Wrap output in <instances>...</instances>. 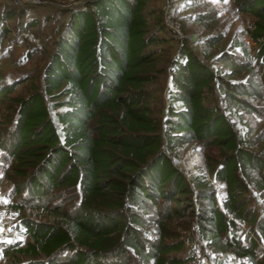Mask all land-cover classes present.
<instances>
[{
  "label": "trees",
  "instance_id": "trees-1",
  "mask_svg": "<svg viewBox=\"0 0 264 264\" xmlns=\"http://www.w3.org/2000/svg\"><path fill=\"white\" fill-rule=\"evenodd\" d=\"M149 1L84 0L62 9L57 37L45 48L42 83L14 98L12 124L0 130V147L13 160V209L21 216L26 206L43 207L54 217H22L30 240L9 245L14 264H192L191 256L169 255L183 240L151 236L144 226L193 207L190 178L168 151L196 139L223 148L212 170L226 193L218 202L211 178L194 176L198 210L192 212L202 236L249 264H264L258 255L264 207L251 204L248 194L251 175L264 190V146L254 149L262 137L242 133L227 113L233 105L264 109L246 98L264 99V0H235L240 11L256 16L249 32L258 45L252 56L243 41L236 44L241 52L224 48L218 61L227 70L210 66L186 40L177 54L168 53L169 38L161 34L167 28ZM24 11L5 5L0 19L16 16L13 26L24 32L39 23L23 18ZM11 28L4 24L0 35ZM223 37L213 33L205 42ZM244 69L248 76L237 77ZM162 73L169 81L157 94ZM12 86L17 81L0 93ZM214 89L225 107L212 99ZM68 195L75 201L70 206L56 200ZM241 225L245 231L235 235Z\"/></svg>",
  "mask_w": 264,
  "mask_h": 264
},
{
  "label": "rangeland",
  "instance_id": "rangeland-1",
  "mask_svg": "<svg viewBox=\"0 0 264 264\" xmlns=\"http://www.w3.org/2000/svg\"><path fill=\"white\" fill-rule=\"evenodd\" d=\"M81 1L84 0H47L40 5H29L16 3L14 0H0V11L5 5L10 4L13 7L19 6L25 9L22 14L23 18L30 15L39 19L37 26L29 27L24 32L14 28L16 16L11 18L4 16L3 20L0 19V33L4 24L13 29L4 35H0V87L17 81L14 90L12 86L6 94L0 93V130L6 122L12 124L10 117L12 115L14 117L13 106L17 104L14 98L27 95L33 89L35 83H42L44 66L48 59V52L46 53L45 48H50L53 40L57 37V32L53 29L65 18V13L62 11L67 6ZM148 8L154 10L155 14H159L162 24L163 22L165 24V19L170 16L180 26L182 37H176L166 24L167 29L161 31V34L169 38L168 41L163 43V46L168 49V53L177 54L182 42L186 40L191 48L210 66L227 70L230 66L218 61L224 48L241 52V46L236 44L243 41L249 55L252 56L256 52L258 44L249 32L256 16L240 11L235 0H150ZM200 12H208L212 17L205 21H198L194 16ZM49 14L53 17L48 19ZM155 21V16H150L152 26H154ZM29 31L34 32L35 38H30L25 34ZM217 32L224 34L223 39L213 45L207 44L205 42L206 37ZM248 73L249 71L244 69L237 72L236 76L245 79ZM169 75L167 73L159 74V79L153 87L157 90V94L165 93ZM212 92H215L212 96L214 102L225 107L227 102L223 100V96L218 89H214ZM246 98L256 104H264V99L247 96ZM235 108H239V110L235 111ZM232 109L234 113H229L228 109L227 113L236 122V126L242 133L250 129L251 134L262 137L260 142L254 146V149H261L264 146V109L258 112H250L238 105H233ZM222 149L219 145H208L203 140L196 139L168 151L172 160L190 178L189 183L193 191L189 194L193 198L194 204L193 207L189 205L190 203L187 205V213L184 215L177 214L172 218L165 219L164 222L157 221L153 225L144 226L151 236L162 237L166 241L183 240V246L180 249L170 251L169 255L191 256L190 263L192 264H205L201 263L202 259L199 258L198 252L215 260V264L229 263L233 257H238L244 262L243 264H249L247 258H241L231 249H224L207 241L199 230L198 217L192 212V208L198 210L193 179L195 175L213 180L211 184L216 188L218 202L222 203V199L226 194L225 185L223 181L215 179L212 170V168L220 166L223 155ZM256 179L252 175L248 179L250 186L248 194L252 197L251 204L264 207V190L258 186ZM69 197L70 195L66 198L58 197L56 200H61L66 206H70L75 201ZM15 198H18V195L14 194L13 160L0 147V210H13ZM21 214L16 222L11 224L8 233H0V264L15 263L13 252L7 251L9 245L18 240L22 242L30 240L29 234L24 232L23 222L21 221L23 216L37 220L54 219L52 212L43 207L26 206L21 210ZM244 226L246 225L237 228L234 234L242 235L245 231ZM258 255L264 259V248L259 249ZM20 256L25 260L28 258L24 255Z\"/></svg>",
  "mask_w": 264,
  "mask_h": 264
},
{
  "label": "built area",
  "instance_id": "built-area-1",
  "mask_svg": "<svg viewBox=\"0 0 264 264\" xmlns=\"http://www.w3.org/2000/svg\"><path fill=\"white\" fill-rule=\"evenodd\" d=\"M47 0H14V2L19 4H35L40 5L45 3ZM165 24L168 26L176 37H182V32L180 29V26L177 21H175L172 17L168 16V18L165 19ZM26 35H28L30 38H35V34L32 31L25 32ZM213 181V180H212ZM19 217V210L13 209V210H0V233L6 234L9 232V228L12 223L16 222V220ZM198 256L200 259L203 260L205 264H215V260L212 258H209L207 255L201 254V252H198ZM226 264H242L240 259L237 257H233L229 263Z\"/></svg>",
  "mask_w": 264,
  "mask_h": 264
}]
</instances>
